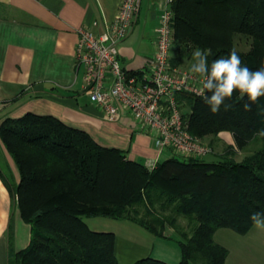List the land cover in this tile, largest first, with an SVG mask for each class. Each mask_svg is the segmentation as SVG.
Returning a JSON list of instances; mask_svg holds the SVG:
<instances>
[{"label":"trees","instance_id":"obj_1","mask_svg":"<svg viewBox=\"0 0 264 264\" xmlns=\"http://www.w3.org/2000/svg\"><path fill=\"white\" fill-rule=\"evenodd\" d=\"M173 45L177 56L210 50L209 64L235 48L252 70L264 67V0H173ZM236 35L249 40L235 47ZM187 129L213 148L220 131L233 144L220 159L171 156L149 167L123 149L98 143L84 129L52 114L27 111L0 122V141L14 161L18 181L0 175L20 217L30 226L26 247L8 264H119L114 234L91 230L83 218L106 216L132 221L157 237L175 240L178 264H225L227 249L213 240L221 227L245 233L253 212H264V97L243 108L234 94L213 114L201 96L182 93ZM253 141L258 148L235 159ZM182 217L186 225L179 222ZM132 264H169L152 257Z\"/></svg>","mask_w":264,"mask_h":264},{"label":"crops","instance_id":"obj_2","mask_svg":"<svg viewBox=\"0 0 264 264\" xmlns=\"http://www.w3.org/2000/svg\"><path fill=\"white\" fill-rule=\"evenodd\" d=\"M119 2L0 0V122L27 111L52 114L147 166L175 155L170 150L159 151L127 111L121 109L116 120H107L82 89L81 70L75 64L76 29L88 26L101 31L104 23L114 18ZM159 3L140 0L130 32L119 44L120 62L126 70L143 69L153 56ZM232 144L231 132L220 131L210 154L221 156L225 146ZM253 149L250 143L237 151L238 160ZM0 171L10 182L18 181L16 165L1 141ZM83 220L93 231L114 234L119 264H132L144 257L169 264H178L181 259L175 240L157 237L132 221L106 216ZM29 240L30 226L20 217L0 175V264H8V255L26 247ZM213 240L227 249L225 264H264V231L253 225L243 234L218 228Z\"/></svg>","mask_w":264,"mask_h":264},{"label":"built area","instance_id":"obj_3","mask_svg":"<svg viewBox=\"0 0 264 264\" xmlns=\"http://www.w3.org/2000/svg\"><path fill=\"white\" fill-rule=\"evenodd\" d=\"M172 2L160 0L153 56L143 69L126 70L119 57V44L130 32L140 0H120L114 18L106 21L101 31L78 27L75 64L81 70L83 91L107 120H116L123 109L152 137L159 151L203 158L212 148L188 131L187 109L178 98L182 93L201 96L202 81L189 67L171 62Z\"/></svg>","mask_w":264,"mask_h":264},{"label":"clouds","instance_id":"obj_4","mask_svg":"<svg viewBox=\"0 0 264 264\" xmlns=\"http://www.w3.org/2000/svg\"><path fill=\"white\" fill-rule=\"evenodd\" d=\"M210 50L196 48L192 53V63L189 71L202 81L201 99L216 114L221 106L230 110L233 105L226 104L234 94H239L240 100H245V111H251V106L264 97V67L252 70L247 67L239 53L233 48L227 57L214 59L209 64ZM259 135L264 136V129ZM250 221L255 229L264 231V212H253Z\"/></svg>","mask_w":264,"mask_h":264},{"label":"rangeland","instance_id":"obj_5","mask_svg":"<svg viewBox=\"0 0 264 264\" xmlns=\"http://www.w3.org/2000/svg\"><path fill=\"white\" fill-rule=\"evenodd\" d=\"M142 12L143 11L141 10V13ZM234 39H235V47L237 49H239V50H247L249 48V40L245 36L236 35L234 37ZM170 53H171V57H174V56L178 55L174 45H172ZM182 59L183 60L181 61L182 62L181 65L184 66V67H189L190 68V65L192 63V58H182ZM203 140H205L207 142L209 140V137L205 138ZM251 145L255 146V148H258L260 146V143L257 142V141H253V142H251ZM203 158L206 161H215V160L220 159V156L209 153V154H206ZM235 159L238 160V156L237 155H235ZM179 222L182 225H186V220L184 218H182V217L179 218Z\"/></svg>","mask_w":264,"mask_h":264}]
</instances>
